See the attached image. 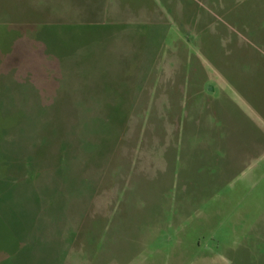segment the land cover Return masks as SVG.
<instances>
[{"label":"rangeland","instance_id":"rangeland-1","mask_svg":"<svg viewBox=\"0 0 264 264\" xmlns=\"http://www.w3.org/2000/svg\"><path fill=\"white\" fill-rule=\"evenodd\" d=\"M178 2L0 0V264L264 254V135L207 82L217 1Z\"/></svg>","mask_w":264,"mask_h":264},{"label":"crops","instance_id":"crops-1","mask_svg":"<svg viewBox=\"0 0 264 264\" xmlns=\"http://www.w3.org/2000/svg\"><path fill=\"white\" fill-rule=\"evenodd\" d=\"M175 1L170 0V5L174 6ZM178 1L180 0H177L179 5ZM216 1L215 6L217 7H215V13H213L216 22L211 21L213 23L207 27L209 30L215 29V32L211 35L215 39L209 36L210 40L208 41L206 35V41H200L201 48L205 47V43L208 41L214 55V59H210L209 63L208 61L203 62L204 69L211 71L210 79H207V82L215 81L219 85V91L225 95L222 97L228 101L235 102L228 93L229 90L236 95V102H244L248 105V110L251 108L256 112L254 114L256 116L254 117L255 121L253 118L252 120L260 126L259 129L262 130L260 131L264 135V113L253 106L254 103L264 104V37L260 38L258 36L257 40L254 39L251 31L254 26L245 25L246 21L235 14L237 0ZM229 17L234 18L233 21L235 20V22H229ZM208 18L209 15H204L199 16L198 20L203 23L204 21L207 22ZM245 28L246 30H244ZM239 30H242V32ZM218 38H220L219 44L216 45ZM205 60L207 59L205 58ZM207 84L205 83V87L208 86ZM212 90L213 93L217 92L216 89ZM133 94H135L134 91L131 92L132 96ZM246 115L249 117L247 113ZM252 247L256 250L257 244L254 242ZM249 250L251 253L250 248ZM240 261L241 264H248V257L242 255ZM252 261L254 264H264V254L256 259L252 258Z\"/></svg>","mask_w":264,"mask_h":264}]
</instances>
